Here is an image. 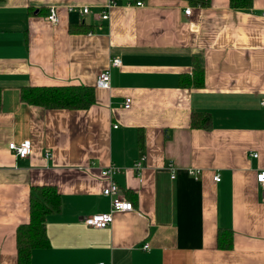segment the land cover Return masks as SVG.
<instances>
[{"label": "crops", "instance_id": "obj_1", "mask_svg": "<svg viewBox=\"0 0 264 264\" xmlns=\"http://www.w3.org/2000/svg\"><path fill=\"white\" fill-rule=\"evenodd\" d=\"M110 1L0 0V264H18L34 184L56 186L61 208L30 264H264V0H112L102 18ZM194 58L203 87L181 82ZM106 68L110 87H98ZM66 84L94 86L96 102L50 108L21 96ZM194 111L210 114L207 126L192 125ZM24 140L20 157L9 143ZM110 165L134 208L99 228L83 219L110 210ZM219 232L232 244L220 247Z\"/></svg>", "mask_w": 264, "mask_h": 264}, {"label": "trees", "instance_id": "obj_2", "mask_svg": "<svg viewBox=\"0 0 264 264\" xmlns=\"http://www.w3.org/2000/svg\"><path fill=\"white\" fill-rule=\"evenodd\" d=\"M198 1L202 5L209 3V0ZM250 4L251 0H230V5L235 8L249 7ZM181 82L184 85L194 84L196 87L205 85V70L199 59L194 58L192 74H182ZM21 96L29 103L50 108L86 109L96 102L94 86L85 84L28 85L21 89ZM209 121L210 114L207 111L192 113L193 126L205 127ZM29 203V220L19 224L17 228L18 264H30L33 249L49 245L46 217L49 213L60 210L61 194L54 185L34 184L31 186ZM222 234L219 232L218 245H231L232 239L223 241Z\"/></svg>", "mask_w": 264, "mask_h": 264}, {"label": "built area", "instance_id": "obj_3", "mask_svg": "<svg viewBox=\"0 0 264 264\" xmlns=\"http://www.w3.org/2000/svg\"><path fill=\"white\" fill-rule=\"evenodd\" d=\"M113 3L111 0L107 5L106 8L103 10L101 17L102 18H108V8H110ZM138 5H143L144 3L142 1L137 2ZM89 7L84 6L81 9L82 13L89 12ZM192 8L187 7L185 9V12L187 14H190ZM48 18L53 22H58V14L56 11V8L54 6L50 7V12L48 14ZM122 63V60L120 57L115 56L110 59V65L111 66H118ZM110 81H111V72L109 68L103 69L99 72L98 78H97V86L108 88L110 87ZM264 104V100H263ZM131 105V98L127 97L125 101V106L129 107ZM9 147L13 149L17 156L25 157L31 152V142L30 140H24L20 143L11 141L9 143ZM252 156H258V152L252 151ZM143 159V158H142ZM136 167L138 169L142 166V160H139L136 164ZM174 164L170 163V167L172 169V177L175 175L174 170ZM118 170L116 166L110 165L108 167H104L101 170V174L108 180V184L104 187L103 193L107 196L111 197V208L109 211L95 213L93 215L85 217L83 220L86 224L92 225L99 228H104L108 226L113 221L114 212L116 211H123V210H132L134 208L133 203L130 200H127L122 194L121 189L117 181L114 179V173ZM189 172L191 174H198L200 172L199 169H190ZM216 180H220V175L216 174L214 176ZM257 181L259 185L264 189V168L260 169L257 172L256 175ZM144 247H149V243H145Z\"/></svg>", "mask_w": 264, "mask_h": 264}]
</instances>
